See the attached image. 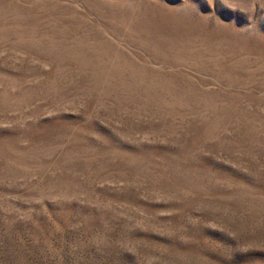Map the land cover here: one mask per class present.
Returning a JSON list of instances; mask_svg holds the SVG:
<instances>
[{
	"label": "rangeland",
	"instance_id": "374dc122",
	"mask_svg": "<svg viewBox=\"0 0 264 264\" xmlns=\"http://www.w3.org/2000/svg\"><path fill=\"white\" fill-rule=\"evenodd\" d=\"M0 264H264V0H0Z\"/></svg>",
	"mask_w": 264,
	"mask_h": 264
}]
</instances>
